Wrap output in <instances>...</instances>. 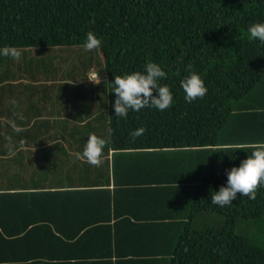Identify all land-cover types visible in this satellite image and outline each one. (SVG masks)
<instances>
[{
    "label": "trees",
    "instance_id": "obj_1",
    "mask_svg": "<svg viewBox=\"0 0 264 264\" xmlns=\"http://www.w3.org/2000/svg\"><path fill=\"white\" fill-rule=\"evenodd\" d=\"M262 21L264 0H0V47L72 48L82 46L89 31L100 39L107 146L114 152L112 191L44 194L55 204L98 201L100 223L92 220L65 232L50 219L26 231L25 225L17 236L41 231L47 243L69 248L88 243L97 249L95 257L85 259H70L65 252L57 264H264V187H257L255 199L237 193L231 206L210 205L211 192L226 181L225 170L238 166L249 151L232 146L264 141V45L246 33ZM149 61L166 72L159 83L170 88L172 105L114 116L115 94L108 83L142 71ZM189 64L207 88L191 103L180 87ZM141 127L144 133L133 140L130 133ZM149 168L157 177L135 187L152 211L147 216L140 206L135 212L126 186L134 185L139 169ZM180 185L193 193L184 196ZM242 221L258 231L246 235ZM0 240L6 241L1 232ZM125 242L127 248L119 247Z\"/></svg>",
    "mask_w": 264,
    "mask_h": 264
},
{
    "label": "crops",
    "instance_id": "obj_2",
    "mask_svg": "<svg viewBox=\"0 0 264 264\" xmlns=\"http://www.w3.org/2000/svg\"><path fill=\"white\" fill-rule=\"evenodd\" d=\"M18 50L19 60L0 56V232L6 239L0 240V264H57V256L65 252L71 254L70 259L95 257L97 249L88 243L69 248L47 243L41 231H33L27 238L17 235L25 225H40L50 219L65 232L92 220L100 223L99 214L96 215L100 209L98 201L70 200L55 204L46 200L44 194L114 189V152L107 146L105 136L106 77L98 74L99 84L88 81L94 68L86 64L84 71L76 65L69 67L66 71L69 77L63 78L59 62L51 58L56 55L55 48ZM90 134L105 140L98 166L74 155L82 153ZM154 170L145 169V174L139 171V177L132 180L134 185L126 186L133 192L136 213L138 206L142 214L149 216L152 212L142 205L139 198L143 195L135 187H146L142 181L157 177ZM178 189L186 197L193 193L181 185ZM123 205L126 210L130 207L125 202ZM123 205L119 204L120 211ZM46 206H56L57 212ZM119 247L127 248L128 242Z\"/></svg>",
    "mask_w": 264,
    "mask_h": 264
},
{
    "label": "clouds",
    "instance_id": "obj_3",
    "mask_svg": "<svg viewBox=\"0 0 264 264\" xmlns=\"http://www.w3.org/2000/svg\"><path fill=\"white\" fill-rule=\"evenodd\" d=\"M246 33L250 41L264 45V21L250 24ZM101 41L91 31L86 33L82 45L85 51L99 48ZM0 56L11 57L19 60L21 52L13 46L0 47ZM188 75L180 80V87L184 93L187 103L202 98L207 88L198 73L191 70V65H186ZM166 72L160 65L154 62H146L142 71H133L122 76L118 75L108 83L110 91L115 94L113 101L114 116L125 118L129 110L139 111L141 109L155 108L162 111L169 108L173 103V95L166 84L159 81L166 78ZM88 81L99 84L98 72H91ZM153 91L155 95H153ZM145 129L137 128L130 133L133 140L141 136ZM105 140L90 134L87 137L81 152L75 153L77 159H85L89 164L98 166L102 160ZM234 149H248L246 157L225 170L226 181L218 190L211 192L210 205L217 207L231 206V201L236 199V194L249 200L255 199L258 186L264 187V141L248 142L241 145H233ZM233 152V151H231ZM230 159H235L231 156Z\"/></svg>",
    "mask_w": 264,
    "mask_h": 264
},
{
    "label": "rangeland",
    "instance_id": "obj_4",
    "mask_svg": "<svg viewBox=\"0 0 264 264\" xmlns=\"http://www.w3.org/2000/svg\"><path fill=\"white\" fill-rule=\"evenodd\" d=\"M37 50L41 51L44 49H37ZM55 51H56V55L51 58H54L55 60L59 62V65L61 66L60 67L61 73L64 74L63 78L69 77V72H66V71H68L69 67H73L74 65L79 66L80 69L84 71V69L86 68V64H89L93 66L94 71L98 72V74L103 73V59H102L101 53L98 48L93 49L92 51L88 52V51H85L82 46H77V47H72V48H55ZM31 55H33L32 52H31ZM46 57H48V60L51 61V58H49V56H46ZM103 116L106 121V113L103 114ZM105 130H106L105 136L107 139L108 134H107L106 125H105ZM250 227H252L253 229H251ZM239 228L246 235L250 234V230L258 231L257 229H255V227H253V223L246 222V221L240 222ZM253 234L255 233H251V235ZM257 236L258 235L256 234L255 238H257Z\"/></svg>",
    "mask_w": 264,
    "mask_h": 264
}]
</instances>
